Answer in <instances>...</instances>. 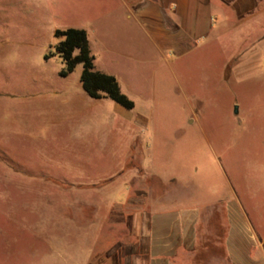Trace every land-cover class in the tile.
Instances as JSON below:
<instances>
[{
  "label": "rangeland",
  "instance_id": "374dc122",
  "mask_svg": "<svg viewBox=\"0 0 264 264\" xmlns=\"http://www.w3.org/2000/svg\"><path fill=\"white\" fill-rule=\"evenodd\" d=\"M104 1L0 0V94L58 81L57 29L95 21L89 41L98 49L108 37ZM143 44L127 84L134 114L146 123L133 154L117 143L121 151L112 157L118 160L97 163L98 174L122 170L111 185L92 194L62 191L9 178L0 161V264H111V255L119 262L125 243L120 229L104 237L109 230L98 222L110 204L137 200L129 181L145 171L180 178L164 189L167 201L177 200L170 203L234 202L248 218H264V62L238 68L223 62L229 38L223 51L177 66L173 79L162 62L168 52L149 50L146 39ZM90 203L97 207V225L89 227L96 230L95 243L88 237ZM112 217L118 222L125 215L113 210Z\"/></svg>",
  "mask_w": 264,
  "mask_h": 264
},
{
  "label": "crops",
  "instance_id": "0c3cea01",
  "mask_svg": "<svg viewBox=\"0 0 264 264\" xmlns=\"http://www.w3.org/2000/svg\"><path fill=\"white\" fill-rule=\"evenodd\" d=\"M104 4L102 28L108 37L98 49L89 41L95 21L66 28L86 30L94 70L114 76L128 98L127 82L136 76L144 39L149 50L168 52L170 59L164 57L162 62L173 79L177 66L223 51L229 38L231 47L221 55L223 62L234 68L264 62V0H105ZM57 60L58 74L64 63ZM74 72L24 94H0V161L9 178L92 194L102 192L122 172L118 168L109 175L97 173V163L118 160L112 157L113 151H121L117 143L128 148L125 154L134 153L139 129L146 123L141 113L134 114L135 104L126 109L106 96L90 97L80 82L82 66ZM131 178L137 200L115 208L110 204L98 222L109 230L104 237H115L111 233L116 228L125 240L120 261L113 263L111 255V264H264L260 215L248 218L238 204L221 200L189 206L170 203L177 200L167 201L164 189L181 180L166 178L161 171ZM89 207L87 226L94 228L97 207L94 203ZM113 210L123 211L125 218L115 222ZM90 228L88 237L95 243L96 230Z\"/></svg>",
  "mask_w": 264,
  "mask_h": 264
},
{
  "label": "trees",
  "instance_id": "16d2710c",
  "mask_svg": "<svg viewBox=\"0 0 264 264\" xmlns=\"http://www.w3.org/2000/svg\"><path fill=\"white\" fill-rule=\"evenodd\" d=\"M54 36L60 39L54 51L65 65V68L59 72L60 76H66L77 64H80L82 66L80 82L83 90L90 97L98 99L106 96L126 109L133 108V101L121 93L114 76L94 70V57L90 52L87 33L84 29H57ZM48 56L45 55V58Z\"/></svg>",
  "mask_w": 264,
  "mask_h": 264
}]
</instances>
